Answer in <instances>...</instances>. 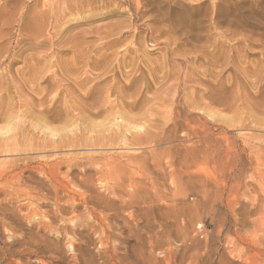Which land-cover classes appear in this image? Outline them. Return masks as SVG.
I'll return each mask as SVG.
<instances>
[{
	"label": "rangeland",
	"instance_id": "obj_1",
	"mask_svg": "<svg viewBox=\"0 0 264 264\" xmlns=\"http://www.w3.org/2000/svg\"><path fill=\"white\" fill-rule=\"evenodd\" d=\"M0 131V264H107L86 198L122 155L157 203L151 232L111 245L149 253L151 237V264H264V210L233 213L224 192L237 175L264 205V0H0ZM57 161L70 166L41 189ZM54 186L83 216L67 234L42 227Z\"/></svg>",
	"mask_w": 264,
	"mask_h": 264
},
{
	"label": "bare ground",
	"instance_id": "obj_2",
	"mask_svg": "<svg viewBox=\"0 0 264 264\" xmlns=\"http://www.w3.org/2000/svg\"><path fill=\"white\" fill-rule=\"evenodd\" d=\"M0 132H3V131H0ZM196 137H198V135ZM123 138L128 139V136H124ZM126 145L128 144L126 143ZM123 149L127 150V148H123ZM123 156L127 157L126 162H123L124 160ZM200 159L202 160V158ZM135 160H138L137 155H134V156L122 155L118 158L117 157L108 158L105 163V167L99 168L97 170V175L99 176L98 177L99 185H100V188L103 189L104 191L99 192L96 190H92L91 187H89V190H88L89 194L87 195V198H86V206L89 209V212L92 214L91 215L92 218L90 217L86 219V229L92 232L102 233L101 234L102 236H99L100 237L99 245H100V248H102V250L104 251V258L107 264H151V261L148 258H146V256L152 255L157 249L162 248V245H158L161 243H158V244L156 243L155 245L154 241H152L153 238L151 237H149L147 240L149 242L148 244L151 250L149 251V253L146 251L145 247L139 246V245L138 247L135 245L130 246L128 244L127 245L123 244L122 246H118L117 244H113V245L110 244L112 243L111 241L112 239L117 240L115 233L122 231L123 233L122 232L121 233L124 234V229L129 230V238L136 237V232H135V229L133 228V225H136L137 223H140V222H143L144 224L143 228L145 230H147L148 232L152 231L151 229L152 226L150 225V222L148 221V218L146 217L145 213L147 211L145 212V209H148L149 207H152V205H155L157 203V201L153 198L152 193L154 192L153 191L149 192V191L154 189L155 188L154 186L158 184L151 182L150 181L151 179L148 180L150 178L149 175H147L149 178L145 177V179L147 178V181L144 180L145 184L143 181L138 180L137 178L134 177L135 172L130 167H132L131 164H133ZM48 163L49 162L37 168L38 170H40L41 174L36 170V168H34V171L38 172V174L43 176V180H42L43 183L41 182L42 186L40 185L41 189H43L45 187L44 184L48 182H50V184L55 185L56 179L60 175L58 170H60V168H62L64 164H67V166H70V161H57V163H55V166L51 165L52 162L50 164ZM27 165L29 166V164ZM2 166L3 165H1V167ZM47 169H48V173L46 171ZM9 171H8V168H5V167L3 169H0V182L4 178V176L8 175ZM105 171L109 173L118 172L121 174L122 179L119 182L115 183L113 186H108L106 184H103L101 182V178L104 175ZM186 172L187 171L185 170V173ZM175 174H177V172ZM63 177L66 180V183L67 182L70 183V171L65 172ZM239 177L240 176H237V175L234 176L233 182L231 183V185L228 184V187L226 185L224 187V192L227 193V197H226L227 202H228L227 206L232 210L233 213H238L239 215H243L245 217L249 215L250 213H252L253 211H256V212L263 211L264 205L260 204L258 202V199L256 198L255 200L253 199L254 202L252 200L251 203H247L246 201L241 199L242 197L240 196V194L242 193V196H249V194L251 193V188H250V185L246 181H243V179L242 181H240ZM252 177L254 178V176ZM68 183L67 185H69ZM61 184L63 186V182ZM153 184L155 185L153 186ZM250 184H252V182H250ZM256 184L257 183H255V185ZM160 185L161 187H163L162 182L160 183ZM17 186L19 187V185ZM147 186H149V189ZM46 187H48V185ZM38 189H40V187ZM53 190L54 192L50 194L51 196H48V198L53 200L55 204L59 206V209L53 213L50 219L48 218V221L50 220L49 223H45L42 227L46 231V229L53 227L54 224L59 223V225L62 227L61 229L67 234L69 230V225L70 224L73 225L74 223H77L78 221L82 219L83 216L80 214H74L72 217L66 218L64 214L68 213L67 208L69 209L70 205H72L73 212L76 213L75 198L69 192H67L65 195H62L61 188L58 186H54ZM0 194H1V191H0ZM34 197L35 196H33L32 198ZM29 200H30V197H29ZM62 203L64 204L62 205ZM248 204H250L251 206H248ZM125 211H129V214L127 216L123 215ZM138 211L143 212L141 213L143 214L141 218L139 217V215H137ZM242 222L244 226H247L246 219L242 220Z\"/></svg>",
	"mask_w": 264,
	"mask_h": 264
}]
</instances>
